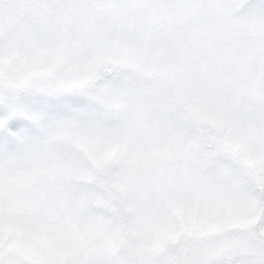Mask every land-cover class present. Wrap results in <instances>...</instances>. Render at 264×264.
I'll return each instance as SVG.
<instances>
[{"label": "snow or ice", "instance_id": "snow-or-ice-1", "mask_svg": "<svg viewBox=\"0 0 264 264\" xmlns=\"http://www.w3.org/2000/svg\"><path fill=\"white\" fill-rule=\"evenodd\" d=\"M0 264H264V0H0Z\"/></svg>", "mask_w": 264, "mask_h": 264}]
</instances>
